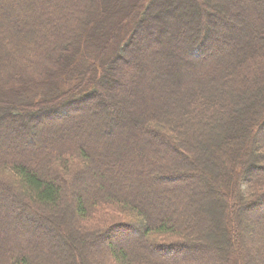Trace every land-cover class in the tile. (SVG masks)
<instances>
[{
  "label": "trees",
  "instance_id": "obj_1",
  "mask_svg": "<svg viewBox=\"0 0 264 264\" xmlns=\"http://www.w3.org/2000/svg\"><path fill=\"white\" fill-rule=\"evenodd\" d=\"M263 162L264 0H0V264H264Z\"/></svg>",
  "mask_w": 264,
  "mask_h": 264
},
{
  "label": "rangeland",
  "instance_id": "obj_2",
  "mask_svg": "<svg viewBox=\"0 0 264 264\" xmlns=\"http://www.w3.org/2000/svg\"><path fill=\"white\" fill-rule=\"evenodd\" d=\"M26 11V9H23ZM264 164V162H263ZM207 180V179H206ZM212 195V194H211ZM217 212H220L219 210H217ZM246 218L250 220L249 218V215L247 213H244ZM216 215V214H215ZM34 225H36L34 222H32V220L28 221L25 226L28 227L30 230H32L34 228ZM257 226H259L257 224ZM260 227V226H259ZM250 230H254L255 234L256 232H259L260 229H258L257 227H253L252 223H250L249 221H247L246 225H245V228H244V231H242V234H243V244H244V247L246 249H248L249 251H252L253 253L255 252V248L257 249V247L259 246V242H260V238H255V237H251L250 235ZM136 239V237H134ZM109 239H107L105 242H102V245H106L107 242H108ZM125 240H129V238L125 239ZM134 240V239H133ZM229 249L231 252H234L235 248L232 246V245H228ZM236 251V250H235ZM257 259V256L255 257ZM261 258H259L260 260ZM259 260H255L254 261V264H257L259 263Z\"/></svg>",
  "mask_w": 264,
  "mask_h": 264
}]
</instances>
